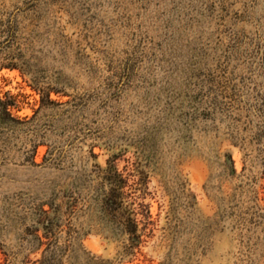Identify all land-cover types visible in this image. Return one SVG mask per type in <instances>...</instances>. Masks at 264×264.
Wrapping results in <instances>:
<instances>
[{"label": "rangeland", "instance_id": "374dc122", "mask_svg": "<svg viewBox=\"0 0 264 264\" xmlns=\"http://www.w3.org/2000/svg\"><path fill=\"white\" fill-rule=\"evenodd\" d=\"M0 65L66 102L0 133V264H264V0H0ZM111 163L135 236L88 209Z\"/></svg>", "mask_w": 264, "mask_h": 264}, {"label": "trees", "instance_id": "16d2710c", "mask_svg": "<svg viewBox=\"0 0 264 264\" xmlns=\"http://www.w3.org/2000/svg\"><path fill=\"white\" fill-rule=\"evenodd\" d=\"M9 22L12 28L16 25L15 19L9 20ZM10 65L13 66L14 64L11 63ZM37 102L38 105L32 107V115L21 116L17 112L22 109V106L18 104L16 98L7 92H2L0 89V133H7L28 124L38 116L42 109L53 110L66 103L52 98L49 90H41V97ZM38 145L39 142L33 144L32 156L35 154ZM231 161L233 164V160ZM98 177L100 180L94 186V192L88 202V209L93 208L97 217L105 226L115 232H125L135 236L138 225L142 220L144 224L152 223L149 205L140 200L143 196L135 194V187L130 183L129 177L119 170L115 164H109ZM72 202H75V197L73 201L72 199L62 200L57 205L58 219H61L64 214L72 212L75 205ZM43 211L46 210L43 209ZM139 215H141V219ZM56 225L59 226L57 223ZM137 237L139 240L141 239L140 235ZM44 256L42 262L46 264L48 257L46 254Z\"/></svg>", "mask_w": 264, "mask_h": 264}]
</instances>
